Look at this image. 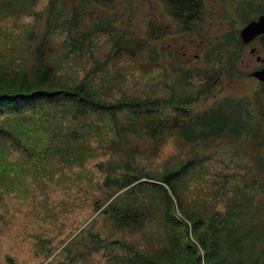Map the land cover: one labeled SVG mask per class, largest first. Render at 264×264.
<instances>
[{"label":"rangeland","instance_id":"1","mask_svg":"<svg viewBox=\"0 0 264 264\" xmlns=\"http://www.w3.org/2000/svg\"><path fill=\"white\" fill-rule=\"evenodd\" d=\"M238 1L244 9L250 2L253 11L242 17ZM201 2V20L181 31L162 0H0V70L30 74L42 60L51 80L82 83L105 102L120 96L188 97L206 85L209 92L201 96L213 102L264 88L248 76L259 67L249 48L231 60L233 51L225 47L264 10V0ZM252 47L264 62L259 43ZM230 62L242 78L224 73ZM124 124L108 113L78 111L70 102L0 119L7 133L0 137V264H105L119 253L105 246L112 239L137 249L147 245L142 234L161 236L159 218L149 222L148 213L141 231L120 232L110 231L107 217L94 210L95 203L117 194L105 177H119L117 165L130 147L143 152L132 166L149 177L199 161L175 187L182 210L209 217L222 214L232 199L248 197L242 211L228 217V226L253 229L257 203L264 202V146L257 148V140L219 136L189 143L161 132L154 141L143 132L125 133ZM143 193L137 200L135 190L118 196L115 205L151 207V191ZM222 217L215 224L226 230Z\"/></svg>","mask_w":264,"mask_h":264},{"label":"trees","instance_id":"2","mask_svg":"<svg viewBox=\"0 0 264 264\" xmlns=\"http://www.w3.org/2000/svg\"><path fill=\"white\" fill-rule=\"evenodd\" d=\"M162 2L168 9L169 16L179 23L181 31H188L192 24L202 18L204 8L201 0ZM237 7L244 9L241 1H238ZM245 8L248 9L242 13V17L249 12L250 2L246 3ZM47 32L48 30L44 35ZM262 42L264 46V40ZM233 67V62L227 63L224 73L237 76L235 79L242 78L232 72ZM49 75V66L42 60L33 66L30 74L0 70V119L38 105L52 106L70 102L78 111L108 113L113 121L118 117L125 122L121 126L125 133L143 132L154 141H158L161 132H174L178 139L189 143L198 140L205 142L219 136L235 139L241 136L257 140L254 144L257 148L264 146V88L260 89L259 86L252 94L236 97L220 95L213 102L210 97L201 96L209 92L210 86L207 85L188 97L149 99L120 96L114 102H105L91 95L82 83L68 85L55 82ZM208 77V73H205L204 79ZM200 99L206 100L201 104L196 103ZM207 100L210 102L202 106ZM171 113L174 115L164 117ZM110 125L114 126L116 123ZM6 134L0 126V137ZM122 154L124 157L117 165L120 169L119 177L106 176L104 181L105 185L114 186L112 195L117 194L102 204L95 203V212L107 217L110 231L120 232H132L136 229L141 231L143 221L148 220V213L149 222L152 218H159L164 233L157 238L142 234L147 245L137 249L112 239L105 246H113L119 249V253L111 260H106L105 264H264L263 201L259 200L257 203L258 213L257 218H254L253 229H234L228 226V217L240 213L243 200L248 197L232 199L222 214L215 213L209 217L189 209L182 210L181 204L184 202L180 200L175 187L193 172L199 161L195 164L192 162L194 160H187L170 166L159 175L149 177L137 164L132 166L133 160L142 156L143 152L130 147L129 151ZM143 178L152 182L141 181ZM153 181L159 183L155 184ZM144 188L151 191V207L145 203L148 209L133 211L122 205H115L118 196L127 197L133 190L134 199L144 197ZM263 188L264 186L261 187ZM174 208L180 219L174 218ZM220 217L226 230L215 224V220Z\"/></svg>","mask_w":264,"mask_h":264},{"label":"flooded vegetation","instance_id":"3","mask_svg":"<svg viewBox=\"0 0 264 264\" xmlns=\"http://www.w3.org/2000/svg\"><path fill=\"white\" fill-rule=\"evenodd\" d=\"M247 9H248V8H245L244 10L241 9V11L244 12V11L247 10ZM250 9L253 11V7L250 8ZM243 12H242V13H243ZM256 13H257V15H256L253 19H251V21H256V19L258 18V16L264 15V10H263V11H260V12L257 11ZM248 22H250V21H247L245 24H247ZM245 24H244V25H245ZM244 25H243V26H244ZM243 26H242V27H243ZM242 27H241V28H242ZM238 34H239V32H238ZM263 40H264V33L259 34V35L255 36V37L251 38L248 42H245V43L241 41V39H240V37H239V35H238L237 38L234 37L233 40H230V41L227 42L229 45H225V47H226L227 50H228V47H229V49L233 51L234 57L232 58V60L237 56V55H236L237 53H240V52H241V49H242L244 46H246V47L249 48V50H248V51H249V54H250L251 56H254V61L259 65V67H258L257 69L252 70V71L248 74V76H249L250 78H253V77L250 76V74H251L252 72H254V71H259V70H261V69H264V62H263V59L257 54V50L254 49V48L252 47L253 43L258 42L259 45H260V47H261V49H262V51L264 52V46H263V42H262ZM182 55H184V54H182ZM253 79L255 80V78H253ZM260 84H264V82H262V83H260Z\"/></svg>","mask_w":264,"mask_h":264},{"label":"water","instance_id":"4","mask_svg":"<svg viewBox=\"0 0 264 264\" xmlns=\"http://www.w3.org/2000/svg\"><path fill=\"white\" fill-rule=\"evenodd\" d=\"M264 33V15L258 16L256 21L248 22L239 32L242 42H248L251 38ZM259 82H264V69L254 71L250 74Z\"/></svg>","mask_w":264,"mask_h":264},{"label":"built area","instance_id":"5","mask_svg":"<svg viewBox=\"0 0 264 264\" xmlns=\"http://www.w3.org/2000/svg\"><path fill=\"white\" fill-rule=\"evenodd\" d=\"M174 218L175 219H180V215H179L178 211H176V215H174Z\"/></svg>","mask_w":264,"mask_h":264}]
</instances>
